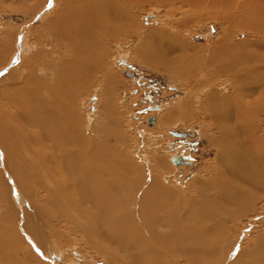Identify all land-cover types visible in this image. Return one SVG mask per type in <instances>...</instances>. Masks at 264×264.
<instances>
[{"label":"bare ground","instance_id":"bare-ground-1","mask_svg":"<svg viewBox=\"0 0 264 264\" xmlns=\"http://www.w3.org/2000/svg\"><path fill=\"white\" fill-rule=\"evenodd\" d=\"M174 1L67 0L70 21L61 3L48 24L66 46L57 60L39 51L26 59L35 46L19 29L3 36L0 67L12 51V65L19 64L0 71V264H58L62 250L52 238L62 240L63 231L79 237L106 264H171L183 258L189 264H227V259L228 264H264V227L238 246L244 226L264 208V145L259 144L264 135L250 144L257 133L264 134V0H180L182 8L190 9L181 10L183 20L175 26L184 28L198 13H209L225 23L223 38L197 46L182 39L180 30L149 28L137 48L146 63L156 62L183 78L205 70L202 83L210 90L199 107L220 134L211 139L217 147L208 176L193 183L200 197L188 196L184 184L174 188L164 176L167 169L179 173L181 167L160 156L153 166L141 165L118 148L121 137L106 134L115 113L111 106L99 138L90 137L94 124L83 126L77 109L78 94L94 83V74L101 73L104 83L112 80L102 71L109 54L105 44L136 29L132 7ZM236 32L248 35L236 40ZM200 50L209 54L205 51L206 58L197 61ZM120 56L115 61L128 64ZM223 75L233 86L230 91L213 88L215 78ZM197 103L187 96L181 114L191 118ZM175 110L165 113L164 123H172ZM25 145L30 155L24 154ZM177 156L183 155H172L170 161ZM51 212L56 216L53 230ZM75 250L71 253L84 262Z\"/></svg>","mask_w":264,"mask_h":264},{"label":"rangeland","instance_id":"rangeland-1","mask_svg":"<svg viewBox=\"0 0 264 264\" xmlns=\"http://www.w3.org/2000/svg\"><path fill=\"white\" fill-rule=\"evenodd\" d=\"M65 2H67V0H0V41L2 42V40H4V35L19 29V33L26 35L29 43L35 46L34 49H29L30 54H28V57L26 56V59L31 58L36 51H39L42 56L46 54L45 57L47 59L51 58L50 60L62 58L66 46L64 44L60 45L59 38H56V35H60V33L56 32L54 34L53 28L51 29L48 24L51 16L59 9L61 3L66 6L67 11L65 14L69 15V18L66 20L70 21V19H72V17H70L72 8ZM117 7L121 9L123 6ZM34 9L36 10L33 11ZM188 9L190 8L187 6L182 8L180 0H175L173 3L166 5H162V2H144L138 8L132 7L133 15H136L134 17L138 23L136 29L122 33L121 36L119 35L118 39L110 40L108 44H105L107 46L105 52H109V54L106 58V66L102 71L109 77H112V80L107 81L105 79L106 85L103 82L101 73L94 74V76H98V78L95 79L94 83L91 84L85 92L78 94L79 100L76 99V106L79 111L81 110L80 113L82 112L81 115L84 119L83 126L86 123H90V125L94 124V126L91 127L92 131L90 130L91 138H99V129L101 135L103 134V129H107V116H109L106 115L108 112L107 107L111 106L116 114L113 112L111 113L112 115L110 117H113V119H109L110 122H112V124L109 123V125L112 132L108 130L109 132L106 131V134L110 133L121 137V143L116 139L118 148H120L128 158H134V160H137L141 165L153 166L155 163L154 158L160 156L165 163L168 161L175 167H181L179 173H173V170L167 169L168 172H166L164 176H166L169 182L171 181L170 183H172L174 188H179L181 184H184L183 187L185 188H183V190L188 196L199 195L194 197H200L201 192L199 191L197 194V188L194 185L195 178H198V176L204 178L208 176L209 170H211V167L214 165L213 161H215L217 147L214 143L212 144L211 139L215 135L218 136L220 134L218 129L213 127V122H211L212 118L207 116L199 107L203 96L210 90L208 85L205 84V86L204 83H202L207 79L205 78L206 76L201 75L205 74V70L198 68L199 71L196 70L197 73L194 72L189 78H183L172 72H168L162 65L158 64L157 66L156 62L149 61L147 64L143 61V57L139 56L137 53V48L143 43V35L149 28L166 29L173 34L180 30L183 35H181L182 39L191 41L192 44L197 46L206 45L210 41H217L223 38L225 23L217 18H213L209 13H203L202 15L198 13V18L195 16L192 17L190 19V24L184 28L175 26L174 24L182 22L183 20L181 10L184 11ZM151 15H153V17ZM65 34H68V32ZM246 34L248 35L247 32H236L234 33V38L236 40L243 39L247 37ZM205 51L206 50L198 51V54H202V56H197V61H199L200 58L202 60L206 58L204 55ZM208 52L207 50V56L209 54ZM177 53L178 52H175L174 55H177ZM120 55L123 57L126 56L125 58L128 64L119 62L122 58ZM8 56L9 58L6 59V63L4 62V66L0 67V71L5 69L6 72H9L15 65L19 64L16 63L12 65V59L15 56L13 51ZM117 57L120 58L119 61L116 62L115 60ZM9 60L10 62H8ZM146 60L148 61V59ZM114 72H116L117 77ZM194 75H196V77ZM226 78L227 77L224 75L215 78L216 81H213V88L221 86L220 89L222 91L225 89L230 91L233 86L230 83H226ZM111 87L112 89L110 92L109 89ZM190 94L195 98L196 102H198L195 107H193V112L191 111V118L188 117L189 114H185V116L184 113L181 114L182 111L179 109L180 103ZM170 108L176 109L177 112L179 110V112L178 115L173 116L174 118L172 117L171 124H166L164 123V116ZM151 117H155V122H149ZM262 119H264V116H262ZM262 126H264V123H262ZM24 129L33 133L37 132V128L30 125L24 126ZM175 132L180 134L176 135ZM257 134V136L255 135L253 137L254 139L252 138L254 141L251 140L250 136H248L250 139L247 137V140H251V146H253V142L259 140L258 137L264 135L262 131ZM262 140L263 143L259 141V144L264 145V137ZM257 144L254 143V146L256 147ZM154 151H156V154ZM23 152L25 155H30L28 145L23 147ZM48 152H50V150H48ZM50 154H54V151L50 152ZM179 154L186 158V161L183 160L185 163L177 165L173 160H171L172 162L170 161V156ZM59 175L61 178L64 176L63 172H60ZM177 180H181V183H178ZM194 190H196V192ZM5 191L8 193V190ZM210 192L215 195V190H211ZM19 194L24 196L28 204V197L22 195L20 191ZM6 197L8 198V196ZM1 202L2 199H0V203ZM263 204L264 202H262L260 206ZM24 206H26V203ZM258 207L259 205L257 204L255 208ZM52 213L53 212H51L49 217L52 219L53 225L51 227L53 230L54 223H56V216L55 213ZM253 219L250 225L244 226L243 228L245 236H241L239 240V249L242 242L250 239L251 236L256 233V230L264 227V208L260 209L259 214L254 215ZM237 224L239 226L241 222L238 221ZM65 231L71 232V230L67 229H65ZM62 234L64 240L52 238L58 249L62 250L58 264H67L68 261V264H106L104 259L99 255L91 253L79 237L75 239L72 234L71 237L70 234L64 231ZM79 234L83 236V234ZM29 237L32 239L30 235ZM27 243H29L28 240ZM72 249H76L75 251L81 253L84 262L78 260L77 256L71 253ZM27 253L28 251L26 254ZM30 253L36 254V251L30 250ZM217 253L219 252L217 251ZM38 256L41 257L42 255L39 254ZM53 256L55 257V255ZM229 261L230 260L227 259L225 263L228 264ZM169 263L189 264L184 258L179 263H174L173 261Z\"/></svg>","mask_w":264,"mask_h":264},{"label":"water","instance_id":"water-1","mask_svg":"<svg viewBox=\"0 0 264 264\" xmlns=\"http://www.w3.org/2000/svg\"><path fill=\"white\" fill-rule=\"evenodd\" d=\"M149 122H150V123L155 122V117H151V118L149 119ZM175 134H176V135H179L180 133L175 132ZM172 160L175 161L177 164H179V163H182V162H183L184 157H183V156H177V157H173Z\"/></svg>","mask_w":264,"mask_h":264},{"label":"crops","instance_id":"crops-1","mask_svg":"<svg viewBox=\"0 0 264 264\" xmlns=\"http://www.w3.org/2000/svg\"><path fill=\"white\" fill-rule=\"evenodd\" d=\"M70 17H72V14L70 15Z\"/></svg>","mask_w":264,"mask_h":264}]
</instances>
